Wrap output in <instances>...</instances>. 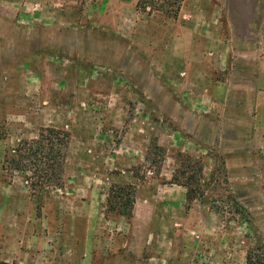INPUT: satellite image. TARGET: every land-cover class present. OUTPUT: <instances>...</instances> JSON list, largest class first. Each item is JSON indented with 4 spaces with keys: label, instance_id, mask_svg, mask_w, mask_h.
Returning a JSON list of instances; mask_svg holds the SVG:
<instances>
[{
    "label": "rangeland",
    "instance_id": "374dc122",
    "mask_svg": "<svg viewBox=\"0 0 264 264\" xmlns=\"http://www.w3.org/2000/svg\"><path fill=\"white\" fill-rule=\"evenodd\" d=\"M215 5L233 43L223 31L217 54L187 58L173 22ZM263 14L264 0H0V261L264 264V132L247 154L189 102L209 67L243 60L232 44L256 45ZM43 129L67 134L59 187L11 162ZM116 186L151 201L149 223Z\"/></svg>",
    "mask_w": 264,
    "mask_h": 264
},
{
    "label": "crops",
    "instance_id": "0c3cea01",
    "mask_svg": "<svg viewBox=\"0 0 264 264\" xmlns=\"http://www.w3.org/2000/svg\"><path fill=\"white\" fill-rule=\"evenodd\" d=\"M214 7L212 18L205 16L195 20V17L189 14L190 10L182 9L184 20L178 19L176 23L173 22L172 26L181 31L184 40L183 51L187 54V58L197 54L207 60L210 55L217 54V48L224 40L223 31H226L228 39L231 38L229 41H233L232 34H230V21L222 22L220 13L222 10L216 5ZM256 28L258 29L253 36L257 39L258 44L253 45L247 41H239L238 45L232 44L234 48H239L237 49L238 54L244 57L235 65L234 71L230 73L225 66L220 69L216 63H213L217 68L211 70L209 67L207 72L202 73L203 82L197 84L196 88H192L194 92H199L198 97L201 102L198 100L189 101L193 104V108L205 109L210 116L218 118L217 122L225 123L226 126L234 130V139L244 140V144L247 145V154H251L254 149L252 138L254 132H264V14ZM248 55L254 58L249 60L246 58H249ZM190 66L191 63H188V72L191 70ZM225 70L226 74L222 73ZM215 74L216 77L217 74H222V76L220 79H215L213 78ZM241 130L247 136L244 134L240 137L239 133H236ZM137 208L146 214L147 221L145 223H149L153 216L151 215V201L144 196L137 198V201L133 203V218L137 215Z\"/></svg>",
    "mask_w": 264,
    "mask_h": 264
},
{
    "label": "trees",
    "instance_id": "16d2710c",
    "mask_svg": "<svg viewBox=\"0 0 264 264\" xmlns=\"http://www.w3.org/2000/svg\"><path fill=\"white\" fill-rule=\"evenodd\" d=\"M67 144V134L60 130L54 129H43L40 130L38 136L35 140L30 142H21L17 148L14 150L17 154V160H12L13 166L17 169L26 168L23 166L25 163H31L30 166H35L33 171L35 176H38L39 186L50 184L54 179L55 186H61V177L63 173V164L65 157V149ZM180 162L185 161L189 164L190 159L188 157H184L178 155ZM182 158V160L180 159ZM25 162V163H24ZM194 165L197 166V173H201V167L198 162L192 161ZM187 166V165H186ZM54 171V173H53ZM175 170L174 174L171 177L170 184H176L181 186L185 190V200L192 201L195 196V190L192 186L193 182H190V176L187 178V182L179 183L175 178ZM180 176H183L185 173L181 170L178 171ZM122 188V189H121ZM118 189L117 192L119 198H126L129 204H133V198L130 196L129 191L125 190L124 186L115 187ZM116 193V192H115ZM132 199V200H131ZM0 264H16V263H7L4 261H0ZM245 264H258V260H254L252 262V258L250 255H246Z\"/></svg>",
    "mask_w": 264,
    "mask_h": 264
}]
</instances>
